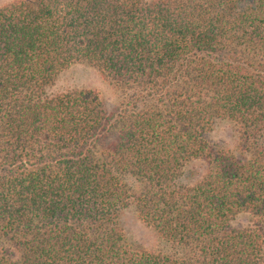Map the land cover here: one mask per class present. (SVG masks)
<instances>
[{"label":"trees","instance_id":"1","mask_svg":"<svg viewBox=\"0 0 264 264\" xmlns=\"http://www.w3.org/2000/svg\"><path fill=\"white\" fill-rule=\"evenodd\" d=\"M76 65L115 108L50 93ZM128 209L160 249L128 241ZM0 264H264V0L0 7Z\"/></svg>","mask_w":264,"mask_h":264},{"label":"rangeland","instance_id":"2","mask_svg":"<svg viewBox=\"0 0 264 264\" xmlns=\"http://www.w3.org/2000/svg\"><path fill=\"white\" fill-rule=\"evenodd\" d=\"M12 1L0 0V7ZM78 89L97 92L109 109L115 108L118 104L119 94L116 87L106 81L97 70L86 65H76L61 73L51 86L50 93L58 94ZM208 140L212 146L218 149H231L235 146L237 140L235 128L230 123L218 122L209 134ZM203 168V162L194 163L189 167L194 173L201 172ZM190 176L191 174L187 176V180ZM119 222L128 241L134 247L148 251H156L161 248L157 235L138 219L133 209L122 212ZM249 225L250 222L247 216H241L235 222V226L239 228Z\"/></svg>","mask_w":264,"mask_h":264}]
</instances>
